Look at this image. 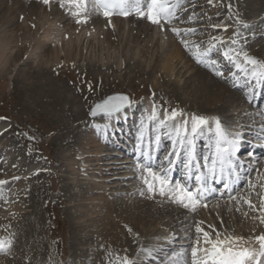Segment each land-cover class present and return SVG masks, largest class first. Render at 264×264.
Wrapping results in <instances>:
<instances>
[{"label": "rangeland", "instance_id": "374dc122", "mask_svg": "<svg viewBox=\"0 0 264 264\" xmlns=\"http://www.w3.org/2000/svg\"><path fill=\"white\" fill-rule=\"evenodd\" d=\"M14 1L18 0H0V2H2V5L0 6V18L4 16V14L6 17H9V15L13 17V21L6 24L4 27L1 26V23L5 22V20L2 19L0 21V35L6 34L5 31L8 30L6 36L8 37L9 33L12 36L14 31L26 24V17H24L23 12H14L12 9H10ZM215 1L217 2L218 8H212L213 1L211 0L184 1V7L182 8L184 10V13L181 16L178 24H187L186 21L189 19L193 22L189 23L188 25H190L194 29L201 28V31L199 29L198 32L195 31V33L193 34L184 35L181 37H177V35L175 34L177 39L188 42L189 47H185L186 51L190 50V53L193 54L196 51L195 45H199L201 47L200 49H203V47H205V45L209 42L208 40L219 38V35L221 36L224 32V29L220 30V27L230 28L234 30L235 27L240 25H238V23L247 22L250 21V19L253 20L252 12H256V10H258V7L259 10L262 11L260 13L258 10V13H260L259 18L262 19V21L264 20V0H250L248 2H245L247 0ZM53 5L54 4H50L46 6H52L55 9ZM251 6L255 7L252 8ZM60 7L62 6L60 4H57L55 10L64 12V10H61ZM248 8H250L251 10ZM12 11L14 14H12ZM64 13L65 17H70L68 14H66V12ZM216 14L221 17L220 20L224 21V26H217V24L216 26H214L212 25L214 23H210L209 20L205 19L207 17L211 19ZM95 15L96 14H94V16ZM52 17L44 15V22H42L44 26H42V24L40 23L41 27L36 34L38 39H42L46 28H48L49 25L53 24L54 32H57V34H61V36L67 35L70 38L72 37L74 41L79 42L80 39V45L83 46V61L79 64H77L76 62L67 64L65 62L63 65L58 64L57 66L56 62H49V64H47L49 68L57 67L56 69L54 68L55 70H53L50 77L58 81V84L61 87L65 88V90H61H63L64 92L70 90V93L77 95L78 102L77 104L73 103L72 105H69V109L67 108L64 111L62 110L65 107L62 106L63 108H61L60 110H55V113L53 112L54 114H52L51 111L46 110L51 109L55 105V103H53L49 104L48 107H45L43 103L46 102V99H50L53 97L61 99V97H58L60 96L58 94L57 96L51 93L48 94V89H44L45 91L42 92L41 90H38L37 87H29L28 84H30L29 82L32 81V78L26 77L27 75L25 76V74L21 75L19 73L21 69H29L28 63L30 62L26 60L27 58L25 53L23 54V56L18 58L16 67L17 69L9 71L8 74L5 75L0 73V165H2L3 167L2 169L0 168V180H10L9 182H7V185L1 184L4 190H2L3 194L0 195V212L3 211L1 216L3 219L4 217H6L5 220H14L15 223H11L12 227L16 225L15 220H20L19 224L17 223L18 225H16L17 234L11 230L12 227L7 223V221L5 222L8 225H5V223L3 222L1 224L2 226H0V233L2 234H0V238L5 237V240H11L13 246L7 249L6 252L4 251V257L1 254L4 259H2L3 261L1 260L0 264H20V261L21 264H24V262H26L25 264H31V262H38V264H111V262L106 259V257H108L106 256L108 254V248L110 249L111 253L117 255V252H115L109 244L111 243V246L117 248L119 251H122L120 245L122 247L124 246V244L122 243L123 240L119 237V235L113 234L111 236L112 239L110 238V236L108 237L106 235V240L102 238L103 235H101V238L98 239L96 233L95 238V232L90 235L91 233H87L86 230H83L82 232L76 230L73 224L74 219L69 216L70 212L73 211L74 205L77 203L76 194L78 193V191L82 189H85L84 191L87 192L89 191V195L87 194L89 197L91 196L90 194H95V190H97V188L76 187L73 188V190L71 187L70 189L68 188V182H71L73 180L71 176L72 174H70L69 172L66 173V163H63V159L61 158L63 157V153H66L67 150L65 148L67 146L71 145L70 149H68L71 150L70 154L75 153L76 150L72 146L74 142H70V140H72V136L67 132L64 133L66 125L63 124L70 119L72 121L70 124H74L73 121L77 118L75 117V112L78 111H82L81 115L84 116L81 121H91L92 123L93 120L90 117V109L92 108V106L97 101L104 99L107 95L117 92L128 93L135 103V105L133 106L134 109L135 107H137L135 115L133 112L134 117L131 118L130 125L135 123V121H143L147 117L153 116L149 115V113L152 112V109H149L147 105L148 101L152 103V107L156 112V119H151L153 120V122H156L158 120L159 114L161 112L170 114L174 109L180 110L183 114L190 111L193 114L196 113V115L204 116L207 118H209L208 116L210 114H217L220 115L219 120H222V118L224 119V114L218 111L203 108L202 106L197 105L196 102L192 99H190L191 101H188L187 96L193 97L194 89L189 88L185 91L178 90L174 87L175 85L173 83L168 82L163 77L162 72L158 71V66L156 63L157 58L169 52V50L172 48V41H176L175 39L171 40L172 32H170L169 30H162L161 32L158 29L155 30L153 27V31H148L144 35H140L141 28L139 27L144 26V24H150L145 21L139 20L138 22L141 23L136 26L138 32L136 30L135 31L136 33H138L137 35L140 40V44L145 47L146 44L149 45V42L152 43V45H149L151 46V48L146 50L144 53L142 52V49L139 48L141 45L136 46L135 44L130 43L125 50H123L122 48V46H124L128 42V35L135 33V31L130 32V25L132 22H130L128 19H114V27H110L107 25L105 29V23H107V20L100 19L98 15V18L92 20V26L83 24L82 27L79 25V28L75 30L71 28L70 30L65 23H61V18L63 17L62 13L59 14L57 18L54 17L55 19ZM96 22L100 25L96 24ZM119 22H121V25L123 26V36H118L120 38L119 41L121 40L122 44L118 43V45L111 47L107 42L101 39L109 33L116 35L117 25ZM66 23L68 25L72 24V18L69 22L67 21ZM188 25L184 27H189ZM58 26L61 28H59ZM65 31H67V33H65ZM250 33L253 32L250 30ZM67 36L63 37L62 42L67 41ZM244 38H248L249 42L253 40L250 44H248V46L245 47L246 49H248L247 51L253 52V54H255V56L260 61H264V54L261 51V47L264 44V41L262 40L263 38L261 39L260 37H256L255 40L254 36L251 39L249 36H245ZM52 39L50 41L46 40L44 41V43H41L45 44L47 48L51 49L56 42V40L54 41ZM147 39L149 42L144 44V41H146ZM244 41L248 42V40L246 39ZM62 42L58 41L59 44ZM123 52H128L127 54L131 55L132 61L129 62L130 57L123 54ZM62 56L61 60L64 59V57ZM31 60H34V58H31ZM38 63L39 59L35 63H32V65L35 64V67H38ZM154 65H156L155 68ZM198 66L193 65L192 70L196 71L194 70V68L197 69ZM48 73L51 74V72ZM178 74L179 76H182V81L190 82L193 77L192 75H189V73H185L184 69L180 70ZM34 79L36 78L34 77ZM72 117H74L75 119ZM184 120H188V123L191 121V119L187 118ZM79 122L80 120L76 123L78 124ZM88 122L86 123V127L85 125L82 127V129L85 128L84 131L81 128H78L82 130L83 133L80 130L76 133H80V135H86L90 127L94 125V123L91 124ZM221 122L223 123V126L229 130H232L230 125L235 123V121L233 120ZM210 123L211 121L209 122V124ZM172 124L173 120H167L165 126L169 128ZM249 128H251V126L245 128V130L242 131L251 133L252 131L247 130ZM129 132H131V130H129ZM97 136L95 139H102L101 136H98V138ZM73 140H75V137ZM99 143H103L105 149H107L104 151V153L109 156V159H107L109 160L108 162H110V160L112 162L116 160L115 163L109 164H112V166H114L115 168L108 165L107 168H111L105 169L101 173H98L97 171L94 172L101 178L105 177L104 174L106 176L108 175V178L109 176L110 178L112 177V179H108L107 177L104 178L106 179L105 182L108 184L105 188L106 190L112 188L114 192L111 196V203H119L122 198L124 199L127 197V190L133 185L138 186V184L135 183V179H133L132 177L129 178L128 176H125L127 174H130L129 171L131 170V167L128 166L126 168V164L129 162L123 161L126 159L125 157H123L122 160L121 156H116L120 155L122 151L116 149L110 150V148L108 149L107 144L100 140ZM107 155L103 156L105 158H108ZM23 165L26 166V168L21 170L20 167H22ZM79 178L83 181L84 177ZM128 183H132L133 185H130ZM138 188L139 187H137V189ZM256 188L257 187L250 188L251 190L253 189V192H255V198H257L259 195L258 188ZM240 194L244 195L245 192ZM79 203H84L82 204L83 206H77L79 207V209H88V204L90 202L88 199H84L82 201H79ZM19 210L22 213H24L23 211L25 210L26 214H24V217H22L21 214H18ZM10 217L13 218L11 219ZM157 219L158 218L155 219L154 223L149 224L148 227L146 226L145 231L154 228L158 223H160V225L163 224L162 226L167 229L177 228L181 233L190 231V226L189 229L187 228L182 230V228H180L179 226L177 227V225L179 224L177 222L170 223L171 220L167 221V219L163 221L161 219V216L158 220ZM115 224L117 225L114 226L115 233L121 229H124V231H126L124 226L127 224L120 221H116ZM139 229L141 230V225H139ZM97 230L98 229H96L95 231ZM22 232L24 233L23 235ZM75 238H78V240ZM96 241L98 243H96ZM135 242L137 241H134V243ZM127 243L129 244V242ZM134 243H130V247L133 246ZM96 245L99 246V250ZM82 248L84 250H81ZM141 248L142 247H139V250ZM125 251H128L126 253L128 254V256L124 255ZM125 251H123V255H120L121 260L117 264H124L125 258H127V260L131 261L133 264L134 251L129 252L130 249H126ZM33 252H36L38 256ZM28 254L31 255V257ZM81 255H83L84 257H81ZM15 256H17L18 258ZM24 257L25 259H23ZM26 258L28 259L27 261L29 263L25 261ZM111 260L112 258L110 257V261Z\"/></svg>", "mask_w": 264, "mask_h": 264}, {"label": "bare ground", "instance_id": "6f19581e", "mask_svg": "<svg viewBox=\"0 0 264 264\" xmlns=\"http://www.w3.org/2000/svg\"><path fill=\"white\" fill-rule=\"evenodd\" d=\"M248 1H250V0H247L245 2H248ZM253 3H251V4H253ZM50 4H52V3H50ZM1 5H2V2H0V6ZM257 5H259V4H257ZM53 6H55V5H53ZM248 7H250V6H248ZM254 7L255 6H253L252 8H254ZM10 9H12L14 12H16V11L21 12V13L23 12L24 17H26V19H25L26 24L24 26H21L17 30L15 29L16 30V31H14L15 34L13 33L14 36L13 35L11 36L9 33L8 37H7L6 34H7L8 30L5 31L6 34L0 35V73L5 75V74H8L9 71H13V70L17 69L16 68L17 67V60L19 57L23 56V54L25 53L26 58H27L26 60L30 62V63H28L29 69L28 70H24V69L22 70L21 69L19 71V73L21 75L25 74V76L27 75L26 77L32 78V81L29 82L30 84H28L29 87L30 88L31 87H37V89L41 90L42 92L45 91L44 89H48V92H47L48 94L51 93V94L56 95V96L58 94V95H60L58 97H61V99H58L56 97L46 99V102L43 103V105L45 107H48L49 104L55 103V105L51 109H46V110H49L52 112V114H54L55 110H60L61 108L65 107L62 110V111H64L67 108L69 109V105H72L73 103L77 104V102H78L77 95L70 93V90L64 92L61 89L65 90V88L61 87L58 84L59 83L58 81H56L50 77L52 75L53 70H55L57 67L56 68L55 67L49 68L47 66V64H49V62H51V63L56 62V66H57L58 64L63 65L65 62H66V64L67 63H73V62H76L77 64H79L80 62H82L83 61L82 55L84 54V52H83V46L80 45V42H81L80 39L78 42V41H74L72 39V37L70 38L67 35L61 36V34H59V33L57 34V32L53 31V27H54L53 24L49 25V27L46 28V30L44 31V35H43L42 39H38L36 34H37L39 28L41 27L40 23L42 24V22H44V15L49 16V17L53 16L52 18H54V17L57 18L58 15L62 13L63 17L61 18V20H62L61 23H65L67 25V27H69L70 30H71V28L74 30L79 28L80 23L78 24L77 20L73 18L72 24H69L70 25L69 26L66 22L67 21L69 22L72 17H65L64 12L60 11L61 12L60 13L58 10H55L52 6L47 7L45 4L42 3V0H18V1H14L13 5L11 6ZM248 9H250V8H248ZM258 10H259V7H258ZM258 10H256V12H252L253 13L252 14V16H253L252 21L253 22L257 21V19L260 16V13L262 12L259 10L260 13H258ZM13 11H12V14H14ZM25 14H26V16H25ZM97 16H98V14H96L95 16L92 15L91 17L90 16L89 17L92 18V20H93L95 18H98ZM99 18L102 19L100 16H99ZM2 19L5 20V22L1 23V26H3V27L6 24L13 21V17H11V15H9V17H6L4 14V16H2L0 18V21ZM211 19H213V20H211ZM211 19L209 20L210 23H214L217 25L218 24L223 25V22L219 23L220 17L217 14L214 15V17ZM92 20L90 21L91 24L93 23ZM128 20L130 22H132L130 25V32L135 31V30L138 32V29L136 28V26L139 25L141 22H138L137 20H135L133 18H129ZM244 24L247 27H249L250 21L244 22ZM42 26H44V24H42ZM106 27H107V24L105 23V29H106ZM59 28H61V27H59ZM139 28H141L140 35H144L148 31L149 32L153 31V26H150L147 24H144V26H142V27L140 26ZM122 30H123V26L121 25V22H119L117 25L116 35L109 33L106 36L102 37L101 40L107 42L108 45H110L111 47L118 45V43L122 44V41L121 40L119 41L120 38L118 37L121 35L123 36ZM136 31H135V33L128 35V37H127L128 42L124 46H122L123 50H125L129 46L130 43L135 44L136 46L141 45L139 42L140 40H139L138 35H137L138 33H136ZM235 32L236 31H234L232 29H227L223 32V34L221 36L219 35L220 37L218 39L223 43V42H225V40H229V39L233 38L234 41H239L241 43H245L246 46H248V44H250L253 41L252 40L249 42L248 38H244L245 36L246 37L249 36L250 39L253 38V36H254L253 33H250V35H246V33H238V34L236 33L235 34ZM65 33H67V31H65ZM64 36H67V41L62 42V39ZM52 38H55V39H52ZM51 39L54 41L56 40V42H55L54 46H52L53 48L49 49L43 43H44V41H46V40L50 41ZM245 39L248 40V42H245L244 41ZM57 40L59 42H62V43L59 44ZM103 41H101V42H103ZM41 42H43V43H41ZM141 42H143V41H141ZM147 42H149L148 39L146 41H144V44ZM47 43H49V42H47ZM149 45H152V43L149 42ZM149 45L146 44L145 47L141 45L139 48H141L142 52L145 53L146 50L151 48V46H149ZM171 46H172V48L169 50V52L159 56L157 58V61H156L157 66H158V71L163 73V77L168 82L173 83L175 85L174 87L177 88L178 90H184L185 91L189 88H193L194 89V96L193 97L187 96L188 101L190 99H192L196 102L197 105L202 106L203 108L218 111V112L224 114V119H226V120H224L223 118H222V120L220 119L223 122H226L227 120L235 121L234 124L230 125L232 128V131L241 133V131L245 130V128H247L249 126H254V122H252L253 124L249 123L251 121L250 117L254 116V115H253V113H251L249 111L248 106H247V104L243 98V95L241 93L234 90V88L231 87V85L229 86V84H227V82L225 81V78L223 76H217L216 73H214L212 70L205 67V65H203L202 68H200L198 66L197 69L194 68V70H196V71H193L192 70L193 65L197 66V62L195 61L196 65L192 62L193 57L190 56V54H191L190 50H189V52H186L184 50V45L181 43L179 44L177 41H172ZM192 46H193V44H192ZM188 47H189V45H188ZM261 51L264 54V44L261 47ZM127 53L123 52V54L130 57V60H129V62H130V61H132V58H131V55H128ZM60 55L62 57H64V59L62 58L63 60H61ZM31 58H34V60H31ZM38 59H39V63L37 65H39V66L35 67V64L32 65V63H35ZM61 65H59V66H61ZM229 65H230V63L225 64L226 67ZM26 67H28V66H26ZM155 67H156V65H154V68ZM182 69H184L185 73H189V75L193 76L192 80L190 82L182 81V76H179V74H178L179 71ZM238 70H240V69H237V71ZM48 72H51V74H49ZM241 72H237V73L240 74ZM12 75H13V72H12ZM34 77L36 79H34ZM29 81H30V79H29ZM147 105L152 108V113H153L154 108L152 107V103H150L148 101ZM133 106L134 105H132L129 108L122 109L120 112L112 114L111 116L103 115V116L97 117L96 119H92L93 120L92 123H94L95 126L92 125L86 135H80V133H78L79 134L78 135L76 133L77 131L80 130L78 128L82 129V127L84 125L86 127V123L88 122V121H84V120L81 121V119L84 118V116L81 115L82 111L79 112L77 110L78 112H75V117H77L76 118L77 120L74 117H72L75 119L73 121L74 124H72V125L70 124L72 122L71 119L68 120L66 123L63 122L64 123L63 125H66L65 126L66 128L64 129L65 130L64 133L67 132L72 136V140H70V142H72V141L74 142L72 146L76 150L75 153L70 154L71 150H68V149H70L71 145L67 146L65 148L67 151H66V153H63V157L61 158V159H63V163H66L65 164L66 165L65 166L66 173L69 172L70 174H72L71 176H72L73 180L71 182H68V188L70 189V187H71L72 190H73V188H76V187L97 188V190H95V194L92 193L93 195L90 194L91 196H89V197H88L89 191L88 192L84 191L85 189L79 190L78 193L76 194L77 195V198H76L77 203L74 205L73 211H71L70 214L68 212L67 213L69 214L70 217H72L74 219L73 224H74L75 229L80 231V232H82L83 230H86L87 233H89V234L91 233L90 235H92L95 232L94 233L95 238H96V233H97L98 239L101 238V235H103L102 236L103 239H106L107 236L108 237L110 236V238L112 239L111 236L113 234L119 235V237L123 240L122 243L124 244L123 247L120 245V247L122 248V251H119L117 248L111 246L110 242L112 240L109 242L110 247L115 252H117V255L114 253H111L110 249L108 248V251H107L108 254L106 255L108 257H106V259H108L109 262H111V264H117L121 260L120 255H123V251H125L126 249H130L129 252L134 251V254H133L134 262H133V264H142L145 261L148 262V259H151L152 262L154 260H158V259H156V257H154V255L158 256L159 253L163 252V250L166 249V247L168 248V250L170 249V246L173 242L171 243V242H169V240H172L175 237V235L178 234V232H176V231H173V233L171 231L175 230V229L177 230V228L167 229L164 226H162L163 224L160 225V223H158L155 225L154 228L145 231L146 226L148 227L149 224L154 223L156 218L159 219V217L161 216V219L163 221L165 219H167V221L171 220L170 223L177 222V223H179L177 225V227L179 226L183 230L186 228L189 229L190 224H192L191 221L194 220V217L192 215L189 216V219L185 220L184 214H183V209L180 207H175L168 202L169 201L168 199L171 200L170 197H168V198H162V197H158V196L152 197L151 194H147V193L139 196V194H137V191L139 190V188L137 189L138 186L137 185L134 186L132 183H128V184L133 185V186H131L127 190V192H126L127 197L126 198H124V199L122 198L119 203H111V196L113 195L114 192H113L112 188H110L109 190H106L105 187L108 184L105 182L106 179H104L108 175L106 176L104 174L105 177L101 178L100 176H97L95 174L94 171L101 173L105 169H109L111 167H114V166H112V164L115 163V161H116L115 160L114 162H112L110 160V162H108L109 160H107V159H109V156L106 153H104V151L107 149H105L103 143L102 144L99 143V140L103 142L104 136H102V135H103L105 129H107V128L114 129V127H115L116 129L121 130L122 127H121V124L119 123L120 121L118 122V120H125L126 119L127 123L130 124L131 118L134 117L133 112L135 115V112L137 110V107H135V109H134ZM37 108H38V106H37ZM65 113H67V112H65ZM185 113L182 116H178L176 118L175 130L177 128L183 127L182 124H183L184 119H186V118L191 119V117L193 115H196V113L193 114L190 111L187 112L186 114ZM160 114L162 115V119L166 118L167 114L165 112H161ZM149 115H150V113H149ZM211 115L212 114H210L208 116L209 122L211 121V123L208 124L206 128L207 129H213V132L216 133L213 118H219L220 115H217V114H213L212 116ZM196 116H199V115H196ZM79 120H80V122L77 124L76 122ZM88 123H91V121H89ZM191 126H192V121H190L188 123L187 127H188V133L191 134L190 136H193L191 133ZM82 130L84 131L85 128ZM82 130H80V131L83 133ZM161 130H164L165 132L169 131L168 128H166V130H165L163 127L161 128ZM94 131H96V132H94ZM97 135L101 136L102 139H98V140L95 139ZM64 136H65V134H64ZM98 136H97V138H98ZM74 137H75V140H73ZM217 138H218V136H217ZM165 139H166V137L161 138L159 148L163 147V142ZM224 146H226V145H224ZM196 147L197 146L194 144L195 149H196ZM110 150H109V153H110ZM103 155H107L108 158H105ZM196 155H197V152L195 150V156ZM123 161L129 162L130 159L126 158ZM110 163H112V164L109 165ZM248 163L250 164L249 161H248ZM108 165L111 167L107 168ZM262 165L263 166L260 168L259 173L256 174L254 177V180H255L254 183H257L258 193H259L257 198H255V196L250 195L249 191L246 190L243 199H238V200L233 199L234 200L233 201L231 199L228 200L227 198H224V199H221L220 202H214L212 204H208L207 207H205L204 209H201L200 211L198 210L197 214H199V215L196 216L195 222L193 221V225H192V229H191V233L194 237V240H193L194 246H196V240H197V238H199L200 239V244H199L200 249H203L205 247H210L209 245H205L203 243V234L196 232V228H197V226H199L204 231H207L212 239L217 238V236H216L217 233H219L220 239H226L229 237H243L244 238L243 240L237 242L236 244H234L232 246L235 248L247 247V248L255 250L257 252V254L259 253L260 246H259L258 241L256 240V237L260 236V235H264V223H261V220H260V217L264 216V205H262V201H264V160H263ZM0 168L1 169L3 168L2 165H0ZM20 168L22 170V169L26 168V166L23 165ZM34 175H32V176H34ZM130 175H131V173L129 175L127 174L128 177H131ZM79 177H84L83 181L80 180ZM61 179H62V177H61ZM108 179H112V177L110 178V176H109ZM63 182H64V180H63ZM68 188H66V189H68ZM251 193H253V192H251ZM84 199L89 200V202H90L88 204L89 207H88V209H83V208L79 209V207H77V206L78 205L81 206L82 204H84V203L80 204L79 201H82ZM101 201H103V202H101ZM246 201H251V203L253 205H255V207L254 208L247 207V206H249V204ZM15 210H16V208H15ZM20 210H19L18 214H21V216L24 217V214H26L25 210L23 211L24 213H22ZM2 213H3V211L0 212V226H2L1 224L4 222L5 225L10 224V226L12 227L11 223L14 222V220L13 221L12 220H9V221L5 220L6 217H4V219H3L1 217ZM28 215H26V216H28ZM5 221H7L8 224ZM15 221H16V225H18L20 220L17 219ZM116 221H120V222L127 224L124 226L126 231H124V229L123 230L121 229L115 233L114 226L116 225L115 224ZM183 222H184V224H183ZM16 225H14L11 230L17 234ZM139 225H141V230L139 229ZM193 228H194V230H193ZM96 229H98L99 231L98 230L95 231ZM129 229H131V231H129ZM2 232H3V229H2ZM128 233H132V234H128ZM23 234L24 233L22 232V235ZM75 239L78 240V238H75ZM128 239H130V240H128ZM92 240H93V238H92ZM134 241H137V242L134 243ZM91 242H93V241H91ZM127 242H129V244ZM96 243H98V242L96 241ZM116 243H118V242H116ZM130 243H134L133 246L130 247ZM84 245H86V244H84ZM109 245H108V247H109ZM82 246H83V243H82ZM96 247L98 248V250L100 249L99 246L96 245ZM139 247H142V248L139 250ZM93 248H94V246H93ZM81 250H84V249L82 248ZM10 252H12V251H10ZM26 252H28V251H26ZM127 252L128 251H125L124 255L128 256V254H126ZM33 253H36V252H33ZM199 253L201 254L204 252L200 251ZM6 255H8V254H6ZM9 256H10V253H9ZM29 256L31 257V255H29ZM37 256H38V254H37ZM82 256L83 255H81V257ZM3 257L0 258V262L2 259H4ZM15 257H17V256H15ZM20 257H19V259H20ZM25 257L23 259H25ZM110 257L112 258L111 261H110ZM258 257H262L261 263L264 264V256L258 255ZM197 259L199 260L200 258H197ZM27 260L28 259L26 258L25 261H27ZM25 263L26 262H24V264ZM20 264H21V261H20ZM31 264H38V262H36V263L31 262Z\"/></svg>", "mask_w": 264, "mask_h": 264}, {"label": "snow or ice", "instance_id": "6c2138e0", "mask_svg": "<svg viewBox=\"0 0 264 264\" xmlns=\"http://www.w3.org/2000/svg\"><path fill=\"white\" fill-rule=\"evenodd\" d=\"M42 3L45 5H49L51 0H42ZM69 4L75 5L79 10L74 12L73 15L80 16L82 13L86 12L88 0H68ZM63 6V5H61ZM180 0H94L93 7L103 8L104 15L106 17H110L113 14L118 12L119 15L128 16L132 14L134 10L136 14H138L141 18L146 17L152 24L162 25V21L171 22V19L175 17V10L179 8ZM79 22H87V18L85 17L83 21L78 20ZM178 36L180 35V29L172 28L171 29ZM186 31H193L194 29H188ZM184 43L185 47H188L187 41H181ZM235 43V41H233ZM214 47V46H213ZM195 58L200 63L207 64L206 57L209 55L211 48L205 49L203 52L200 51V46L195 45ZM231 49L224 52V56L227 57L230 61L235 62V57L231 55ZM236 56L243 57V64H250L253 66L251 76L253 79L264 80V61L257 60L254 57L249 56L246 52L236 53ZM212 64L215 61L211 62ZM210 66V65H209ZM235 66L244 71L247 74V69L243 67L242 63L236 62ZM219 76H223L222 72L216 73ZM131 100L128 96L121 95L116 97H110L103 105H96V109H94L91 115L96 116L97 110H102L106 115L111 116L114 113L120 112L124 107L131 105ZM183 113L180 110H172L170 114L166 115L165 120H159V126L163 127L166 123V120H175L177 116H182ZM151 119H156L155 109L153 110V116ZM192 126L191 133L193 136L198 132V130L202 126H206L209 124V118L204 116H196L193 115L191 117ZM215 124L216 134L218 136L217 144H216V152L215 158L211 160L210 164H207L208 175L215 176L217 174V167H219L220 174L224 173V165L228 164L229 170H231L234 166L231 161L236 151H238V144L240 139L242 138V133L235 132L229 133L224 130L221 125L219 118H213ZM188 120L183 121V127L176 129V134L178 139V147L181 151L186 152L187 154V163L186 167L189 168V172H191V167L195 166V148L194 143L191 139H187L188 137ZM229 136L232 138L229 139ZM160 137H156V142L159 143ZM226 145V146H224ZM151 147V145H150ZM231 149V151H230ZM147 159H151V156L148 153H142ZM171 156L176 157L177 159L180 157V151H177L175 148ZM172 164V159H169V165ZM138 169H143L147 175H142L141 179L143 180V184L146 186L148 193L154 197L158 191L160 196H169L174 200L175 203L182 205L185 208L190 209V211L195 212L198 205H201V199L203 196V192L207 191L206 188V180L207 176L204 174L196 176L197 181L200 182V187L195 191H190L187 187L182 185H176L175 188L170 187V182L167 179L166 174H161L152 170V168L148 165L138 163ZM6 183L5 181L0 180V184ZM227 187V185H226ZM141 195H144V191L142 190ZM249 204V207L254 208L255 205L251 203V201H246ZM262 205H264V201H262ZM203 207H207V204H203ZM261 223H264V216L260 217ZM131 231V229H129ZM197 233L203 234V243L205 245H209L210 247H205L203 249L199 248L200 239L197 238L196 246L192 248L191 255L193 257V264H201V261L196 259L198 253L203 251L206 260L203 264H249V261L255 260L257 252L253 249L243 247V248H235L232 245L237 242L243 240V237H229L226 239H220L219 233L216 234L217 238L212 239L207 231H204L202 228L197 226ZM256 240L259 243L260 251L259 255L264 256V235H260L256 237ZM12 242L11 240H5L0 238V252H4L7 249L11 248ZM124 264H132L131 261L125 258ZM256 264H259V261H256Z\"/></svg>", "mask_w": 264, "mask_h": 264}, {"label": "water", "instance_id": "95a60500", "mask_svg": "<svg viewBox=\"0 0 264 264\" xmlns=\"http://www.w3.org/2000/svg\"><path fill=\"white\" fill-rule=\"evenodd\" d=\"M121 95L128 96L127 94H118V93L111 94V95L107 96L103 101H100V102L96 103V104L92 107V109H91V113H92V111H93L94 109H96V105H103V104L105 103V101L108 100V98H110V97H116V96H121ZM128 97H129V96H128ZM129 99H130V98H129ZM126 107H127V106H126ZM126 107H124V108H126ZM124 108H123V109H124ZM101 115H105V113H104L102 110H97V115H96V116L91 115V116H92V117H98V116H101Z\"/></svg>", "mask_w": 264, "mask_h": 264}]
</instances>
